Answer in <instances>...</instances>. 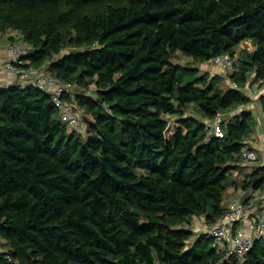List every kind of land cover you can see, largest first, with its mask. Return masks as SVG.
I'll use <instances>...</instances> for the list:
<instances>
[{"label":"trees","instance_id":"obj_1","mask_svg":"<svg viewBox=\"0 0 264 264\" xmlns=\"http://www.w3.org/2000/svg\"><path fill=\"white\" fill-rule=\"evenodd\" d=\"M7 31L28 65L73 85L62 98L85 128L48 91L0 87V264H264V236L224 257L190 226L221 218L229 189L246 203L264 191V166L240 157L251 110L208 139L251 97L173 60L229 55L228 79L262 87L264 0H0Z\"/></svg>","mask_w":264,"mask_h":264},{"label":"built area","instance_id":"obj_2","mask_svg":"<svg viewBox=\"0 0 264 264\" xmlns=\"http://www.w3.org/2000/svg\"><path fill=\"white\" fill-rule=\"evenodd\" d=\"M251 48V46H249ZM27 48L17 46L13 43L7 45V58L0 62L1 71L6 70L13 75L14 82L22 86H35L51 94L53 104L58 108L62 121L74 131H81L82 122L79 112L75 111L71 104L64 102L62 96L71 94L73 85L69 82L61 81L49 75L42 68L28 65L24 56ZM219 66L224 73H228L232 68V59L229 55L214 56L209 60ZM246 85V84H245ZM229 86L241 88L232 80ZM248 89V88H247ZM264 95V84L257 90L255 96L257 105L262 111L259 97ZM263 112V111H262ZM264 113V112H263ZM231 114L218 112L210 121L207 122L209 132L208 139L212 137H223L225 122ZM264 156V151H263ZM240 157L242 163L247 167H253L260 162L258 149L244 141L240 147ZM264 166V162L262 163ZM248 193L256 195L255 191ZM245 192L241 191L236 195L230 196L226 203V211L214 224L204 226L203 232L212 240V246L224 251V257L234 255L243 257L251 248L255 239L264 236V191L254 201H244Z\"/></svg>","mask_w":264,"mask_h":264},{"label":"rangeland","instance_id":"obj_3","mask_svg":"<svg viewBox=\"0 0 264 264\" xmlns=\"http://www.w3.org/2000/svg\"><path fill=\"white\" fill-rule=\"evenodd\" d=\"M5 34H7V35H5ZM9 37H13V41L12 42H13L14 45H17V46H25V43L22 41V36H21V34L19 32H17V31H7L6 33L0 35V49L1 50L7 44V42H10ZM244 45L247 46L246 43L245 44H241L239 46V48L236 50V53L237 54L240 52V48L241 47H245ZM173 60L176 61V62H178V63H181V64H192V65H195L196 67L199 68V70L201 72H204L208 68V66H206V63L207 62H195V61H192V57L187 56V55H182L179 52L177 53V55L174 56ZM208 64L212 66L213 63L208 61ZM213 65H215V64H213ZM232 69L233 68H231L230 71H233ZM220 73H222L223 78H224L220 82L221 87H223V88L228 87V77H226V73H224L223 71L220 72ZM240 89L246 95H249L251 92L253 93V95H256L257 90H258V88L256 87V85H250L249 82H247V84L244 87H241ZM245 106H247V105L238 106V107L232 109V111L230 110L229 112H231L233 114L234 113H238L241 110V108L242 107L245 108ZM191 110H193V109H191ZM84 128H85L84 127V124H82L81 131L84 130ZM77 132H79V129L77 130ZM254 132L258 134L259 137L257 136V138H262V137H260V135L261 136L264 135V128L261 127V130H260V129L254 127L253 128V131H252V134ZM257 134H255V136ZM255 140H258L259 141V139H256V138H255ZM263 148H264V146H263ZM260 151H263V150H260ZM232 193H233V191L232 192H229V193H227L225 195V201H224V203L225 202L227 203L228 199L230 198L229 195H231ZM204 225H205V223H204V221H203V219L201 217H194L193 218V221L190 224V226L192 227V229L195 232L203 231L204 230Z\"/></svg>","mask_w":264,"mask_h":264},{"label":"crops","instance_id":"obj_4","mask_svg":"<svg viewBox=\"0 0 264 264\" xmlns=\"http://www.w3.org/2000/svg\"><path fill=\"white\" fill-rule=\"evenodd\" d=\"M5 35H7V34H5ZM10 43L11 42H7V44L3 47V49L2 50L0 49V62L7 58L6 48H7V45L10 44ZM206 66H208V68L205 71L208 72L210 75H213V74H221L222 75V73H220V72H222V69L219 66L213 65V64L211 66V65L208 64V62L206 63ZM13 82H14L13 75L11 73H8V71H6V70H2L1 71V76H0V87H5V86H8V85H12ZM251 85H256V83H251ZM228 87H229V79H228ZM256 87L259 89V87L257 85H256ZM249 96H250V94H249ZM253 96H255V95H253ZM250 97H251V101L249 103H246L245 105H247V106H245V108L242 107L241 110L242 109L251 110V112L253 114V117H254V120H255V126L254 127H256V128L261 130V127L264 128V113L259 109V107L257 105L256 97H252V96H250ZM225 113L229 114V115L231 114V116L237 114V113L233 114V113H231L229 111L225 112ZM255 134H257V133H255V132L253 134L251 133V136L248 137V139L246 141L249 144H251L254 147H256V149H258L259 155H260V159H261L260 160V164H262L264 162V156H263L264 135L263 136L260 135V137H262V138H257L258 134L256 136H255ZM255 138L259 139V141L255 140ZM260 150H263V151H260ZM245 171H246V169H245ZM232 191H233V193L231 195H229V196L236 195V194L241 192V190L229 189L226 193H229V192H232ZM256 195H257V193H256ZM199 232H203V231H198L197 233H199Z\"/></svg>","mask_w":264,"mask_h":264},{"label":"water","instance_id":"obj_5","mask_svg":"<svg viewBox=\"0 0 264 264\" xmlns=\"http://www.w3.org/2000/svg\"><path fill=\"white\" fill-rule=\"evenodd\" d=\"M33 52V49L32 48H28L27 51H26V55H29Z\"/></svg>","mask_w":264,"mask_h":264}]
</instances>
